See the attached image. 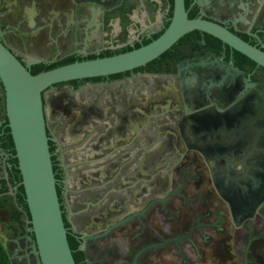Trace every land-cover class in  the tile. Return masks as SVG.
Here are the masks:
<instances>
[{
    "label": "flooded vegetation",
    "instance_id": "af4514ba",
    "mask_svg": "<svg viewBox=\"0 0 264 264\" xmlns=\"http://www.w3.org/2000/svg\"><path fill=\"white\" fill-rule=\"evenodd\" d=\"M184 1L188 19L264 45L244 19L264 0ZM173 15L174 0H0V44L40 74L145 47ZM4 98L0 84V178ZM42 103L63 221L88 264H264L263 68L195 31ZM8 226L9 256L36 264L31 233Z\"/></svg>",
    "mask_w": 264,
    "mask_h": 264
},
{
    "label": "water",
    "instance_id": "95a60500",
    "mask_svg": "<svg viewBox=\"0 0 264 264\" xmlns=\"http://www.w3.org/2000/svg\"><path fill=\"white\" fill-rule=\"evenodd\" d=\"M251 5V14L244 19L256 31L253 36L264 44V3L255 1ZM195 31L214 37L264 69V45L258 47L245 42L223 24L188 19L184 0H174L169 28L151 44L125 54L74 63L35 76L0 44V84L5 97L1 104L2 116L8 121L22 177L30 214V221L27 216L25 218L26 231L34 237L26 236L25 239L30 243V255L36 264H76L57 192L42 93L58 84L113 76L145 67ZM10 260L15 264L11 256Z\"/></svg>",
    "mask_w": 264,
    "mask_h": 264
},
{
    "label": "trees",
    "instance_id": "16d2710c",
    "mask_svg": "<svg viewBox=\"0 0 264 264\" xmlns=\"http://www.w3.org/2000/svg\"><path fill=\"white\" fill-rule=\"evenodd\" d=\"M32 75H37L39 73L32 72ZM1 148L3 152H6L9 156L8 159V168L6 169L7 177L2 174L0 178V211L7 209L10 204L14 203V209L10 211V223L8 230L13 232L16 236L18 231H21V234H25V218L28 217L30 221V214L28 206L26 204L25 191L22 184V177L18 169V161L15 157L16 152L14 148L13 139L10 133V129L6 127L3 137L1 138ZM54 172L56 168H54ZM57 192L59 196V189L57 186ZM66 226V225H65ZM18 227V228H16ZM31 228V224L28 225ZM33 237L32 234H30ZM68 242L72 255L76 264H88L84 252L79 249V243L77 240L68 234ZM0 264H12L10 260L9 253L7 248L0 242Z\"/></svg>",
    "mask_w": 264,
    "mask_h": 264
},
{
    "label": "rangeland",
    "instance_id": "374dc122",
    "mask_svg": "<svg viewBox=\"0 0 264 264\" xmlns=\"http://www.w3.org/2000/svg\"><path fill=\"white\" fill-rule=\"evenodd\" d=\"M14 208V203H12L7 209H5L4 211H0V231H2L0 232V242L3 243L4 246H6L5 243L8 238L4 234L3 230H5L6 225L10 223V211Z\"/></svg>",
    "mask_w": 264,
    "mask_h": 264
},
{
    "label": "crops",
    "instance_id": "0c3cea01",
    "mask_svg": "<svg viewBox=\"0 0 264 264\" xmlns=\"http://www.w3.org/2000/svg\"><path fill=\"white\" fill-rule=\"evenodd\" d=\"M0 232H2V231H0ZM3 232H4V230H3ZM2 234V233H1ZM5 234V233H4ZM6 235V234H5ZM3 236V235H2ZM7 237V236H6ZM8 238V237H7ZM12 243H15V242H12ZM17 243V242H16ZM8 244V239L6 240V243H5V247L7 248V250L11 253L12 251H11V249H10V247L7 245ZM20 250V248H19V246H17V248L15 249V253H13L14 254V256L16 257V258H18V259H20L21 260V254L19 255V254H16L17 253V251H19ZM16 264V263H15Z\"/></svg>",
    "mask_w": 264,
    "mask_h": 264
}]
</instances>
